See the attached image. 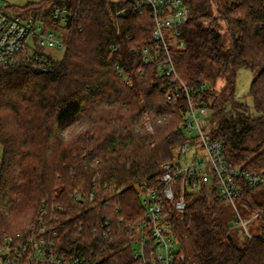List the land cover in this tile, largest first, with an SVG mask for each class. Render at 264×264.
Returning a JSON list of instances; mask_svg holds the SVG:
<instances>
[{
    "label": "trees",
    "instance_id": "1",
    "mask_svg": "<svg viewBox=\"0 0 264 264\" xmlns=\"http://www.w3.org/2000/svg\"><path fill=\"white\" fill-rule=\"evenodd\" d=\"M131 1L40 0L13 7L26 19L49 20L55 6L76 15L65 25L62 56L48 54L46 71L35 72L30 61L0 69V236L36 221L40 205H59L53 220L58 249L95 254L94 264H141L125 225L146 219L142 181L148 190L159 188L162 164L185 140L179 129L185 103L167 104L166 78L156 65L139 61L153 20L148 9L117 14ZM187 3L185 45L171 48L175 69L189 87L208 82L203 99L213 111L210 132L222 141L228 163L264 175V0ZM242 68L253 74L246 94L251 104L235 99ZM71 125L64 135L62 128ZM236 201L258 228L242 242L234 241L227 201L215 188L188 193L182 213L173 201L164 203L178 246L174 264H264V182L245 188ZM106 219L108 238L101 233Z\"/></svg>",
    "mask_w": 264,
    "mask_h": 264
},
{
    "label": "built area",
    "instance_id": "2",
    "mask_svg": "<svg viewBox=\"0 0 264 264\" xmlns=\"http://www.w3.org/2000/svg\"><path fill=\"white\" fill-rule=\"evenodd\" d=\"M146 9L150 11L153 27L148 43L138 53L139 61L156 65L158 73L166 78L162 91L167 104L178 106L181 98L184 100L179 129L185 140L177 146L173 160L162 164L159 188L148 190L142 181V193L147 195L142 200L146 219L126 224L125 229L128 235H135L132 253L141 264H174L178 246L171 220L164 214L165 202L173 201L175 211L182 213L188 193L201 190L210 193L215 188L234 209L236 221L245 227L236 199L245 188L263 183L264 175L228 163L222 141L210 132L213 111L203 99L208 82L189 87L175 69L171 48L185 45L181 28L189 15L187 0H132L117 14L128 10L143 14ZM75 15L67 6H55L49 20L41 16L26 19L0 0V69L30 61L35 72L46 71L49 58L42 48H63L65 25ZM118 48L116 44L112 50ZM115 68L128 79L119 63ZM58 210L59 205H40L36 221L23 230L0 236V264H94L95 254L79 256L75 250L65 252L57 248L58 231L53 220ZM109 224L106 219V228L101 232L104 238L112 233ZM244 234L253 238L246 228Z\"/></svg>",
    "mask_w": 264,
    "mask_h": 264
},
{
    "label": "rangeland",
    "instance_id": "3",
    "mask_svg": "<svg viewBox=\"0 0 264 264\" xmlns=\"http://www.w3.org/2000/svg\"><path fill=\"white\" fill-rule=\"evenodd\" d=\"M3 1H6L9 4L10 8L13 9L14 6H23L29 2H38L40 0H3ZM42 51L46 52L47 54H50L54 58H59L63 54V48H56L53 50L52 49L49 50L44 47L42 48ZM252 79H253V74L250 70L245 69V68L238 70L237 76H236V83H235V99L240 100V101L247 100L248 104H251V101L248 98H246V94L249 90V86H250ZM222 85H223V79H218L217 87H221ZM143 119L145 120V123L148 129L152 130L151 122L146 113L143 114ZM73 129H74L73 125L65 126L62 128V133L66 135L70 133ZM177 146L173 149V158H174V154L176 153ZM1 154H2V149L0 147V158H1ZM146 196L147 195L145 193H142L141 203H142V200ZM236 204L242 216V220L245 222V227L242 225V223L235 221L234 209L228 202L226 203V206L228 208L227 222L231 226V234L233 236L234 241L242 242L245 239V234H244L245 228L248 230V232L251 235H254V236L258 234V228H257L256 223L252 219L247 218V216L243 212L244 210L243 207L239 203H236Z\"/></svg>",
    "mask_w": 264,
    "mask_h": 264
},
{
    "label": "crops",
    "instance_id": "4",
    "mask_svg": "<svg viewBox=\"0 0 264 264\" xmlns=\"http://www.w3.org/2000/svg\"><path fill=\"white\" fill-rule=\"evenodd\" d=\"M49 50H51V49H49ZM53 50V49H52ZM50 55V54H49ZM1 147V146H0ZM1 149H2V147H1Z\"/></svg>",
    "mask_w": 264,
    "mask_h": 264
},
{
    "label": "water",
    "instance_id": "5",
    "mask_svg": "<svg viewBox=\"0 0 264 264\" xmlns=\"http://www.w3.org/2000/svg\"><path fill=\"white\" fill-rule=\"evenodd\" d=\"M143 191H144V188H143Z\"/></svg>",
    "mask_w": 264,
    "mask_h": 264
}]
</instances>
